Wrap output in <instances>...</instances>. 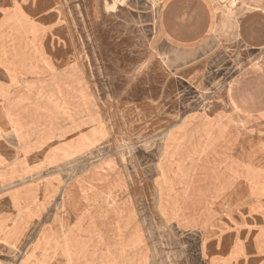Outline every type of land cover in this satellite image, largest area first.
Returning <instances> with one entry per match:
<instances>
[{"label": "rangeland", "instance_id": "obj_1", "mask_svg": "<svg viewBox=\"0 0 264 264\" xmlns=\"http://www.w3.org/2000/svg\"><path fill=\"white\" fill-rule=\"evenodd\" d=\"M168 1L33 0L5 22L0 264H207L198 233L264 224V114H212L230 80L264 81V49L235 17L175 48Z\"/></svg>", "mask_w": 264, "mask_h": 264}, {"label": "crops", "instance_id": "obj_2", "mask_svg": "<svg viewBox=\"0 0 264 264\" xmlns=\"http://www.w3.org/2000/svg\"><path fill=\"white\" fill-rule=\"evenodd\" d=\"M33 0H0V38L5 37L3 29L6 21L15 22L18 19V10L21 6L31 4ZM232 1H241L250 10L247 13L238 14L231 9L224 15L222 8ZM165 6V4H162ZM165 22L167 23L170 37L179 41L180 44H171L175 48H194L204 42L211 35L217 36L220 32V23L229 22V19L236 18L235 32L238 41L250 49H264V0H169L166 4ZM180 10V15H176V10ZM182 12L187 15L182 16ZM172 14H175L174 16ZM231 14V15H230ZM17 17V18H16ZM164 17V13L162 14ZM227 19V20H226ZM232 23V22H231ZM227 25L226 28H228ZM215 27V31H213ZM231 27V26H229ZM213 31V32H212ZM3 52L0 50V53ZM3 66H0V68ZM4 68V67H3ZM227 94L223 100L225 107L223 111H216L212 114H264V96L252 95V100H248L251 106L245 105V86L253 87L260 91L264 88V81L261 79L242 80L232 79L228 83ZM254 92H256L254 90ZM36 102V100H31ZM263 105H258L261 104ZM202 114V113H198ZM224 163L219 166H231ZM240 166V165H237ZM226 170L216 172V180L222 181L228 179ZM208 198H211L208 196ZM182 230L185 232L202 231L201 228L186 226V221L180 217ZM258 226V228H257ZM230 225L226 222H218L209 228L206 235L198 233L200 239V251H204L207 264H264V252L257 248V243L261 241V235L264 236V224L253 225L248 223L246 226H240L239 223ZM204 246V250L203 247ZM240 247L241 253L236 258H232L234 250Z\"/></svg>", "mask_w": 264, "mask_h": 264}, {"label": "bare ground", "instance_id": "obj_3", "mask_svg": "<svg viewBox=\"0 0 264 264\" xmlns=\"http://www.w3.org/2000/svg\"><path fill=\"white\" fill-rule=\"evenodd\" d=\"M1 255V254H0Z\"/></svg>", "mask_w": 264, "mask_h": 264}]
</instances>
